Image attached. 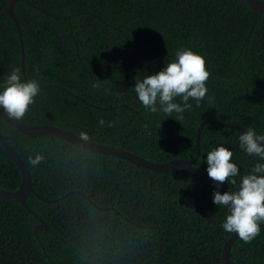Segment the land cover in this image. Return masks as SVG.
<instances>
[{
	"label": "trees",
	"instance_id": "trees-1",
	"mask_svg": "<svg viewBox=\"0 0 264 264\" xmlns=\"http://www.w3.org/2000/svg\"><path fill=\"white\" fill-rule=\"evenodd\" d=\"M7 1L0 0V11ZM31 1L59 14L85 12L68 19L22 1L14 5L27 78L43 86L19 120L59 126L157 162L196 157L197 130L213 120L203 124L196 166L206 171L207 153L221 144L233 150L242 173L257 162L239 148L243 131L220 123L264 134V15L258 14L245 42L255 21L245 0ZM181 48L206 58V97L172 117L145 110L132 88L136 79L162 69ZM20 58L16 27L2 15L0 78L14 67L22 74ZM0 131L42 197L85 194L55 202L29 194L28 204L49 227L38 230L39 239L38 220L19 202L0 198V264H224L222 248L232 234L220 226L226 209L212 203L213 191L195 175L149 170L54 135L23 133L1 117ZM38 153L43 160L34 166ZM20 180L0 147V186L15 190ZM232 187L223 185L225 191ZM261 228L251 243L234 242L235 264H264Z\"/></svg>",
	"mask_w": 264,
	"mask_h": 264
},
{
	"label": "clouds",
	"instance_id": "clouds-1",
	"mask_svg": "<svg viewBox=\"0 0 264 264\" xmlns=\"http://www.w3.org/2000/svg\"><path fill=\"white\" fill-rule=\"evenodd\" d=\"M146 73L143 78L136 79L132 88L145 110L152 113L162 111L172 117L173 113L190 110L191 100L199 104L208 93L206 82L210 72L206 58L192 48L178 49L175 58L162 69ZM40 95L39 80H25L19 67L0 78V107L15 119H22ZM177 98L182 103L177 102ZM99 123L103 125L105 121L101 118ZM238 139L243 152L258 158L247 173L241 172L232 159L233 150L223 144L210 150L205 160L208 177L217 185L212 203L226 209L220 226L224 232L237 234L247 244L261 234L264 224V134L248 128ZM42 160L43 156L38 153L31 158V163L35 166ZM225 183L233 187L219 190Z\"/></svg>",
	"mask_w": 264,
	"mask_h": 264
},
{
	"label": "water",
	"instance_id": "water-1",
	"mask_svg": "<svg viewBox=\"0 0 264 264\" xmlns=\"http://www.w3.org/2000/svg\"><path fill=\"white\" fill-rule=\"evenodd\" d=\"M22 1L31 7L45 13L51 16H56L60 18H70L71 16L75 14H82L85 11H80L75 14H59L53 11H50L42 6H39L35 4L31 0H8L4 8L0 11V17L2 15H7L9 18L13 21L17 33H18V38L20 42V64H21V69H22V75L25 80H28L27 75H26V69H25V48H24V39H23V32L21 29V25L19 23L18 18L16 17L14 13V5L18 2ZM250 7L252 8L255 16V21L245 39V42L249 41L251 33L255 27L256 20L258 14L264 15V0H245ZM235 62V60H234ZM233 62V63H234ZM46 86H57L60 87L59 85H46ZM43 87V86H40ZM77 98L81 99L83 102L89 105H94L87 101L86 99L80 97L79 95H76ZM95 106V105H94ZM97 106V105H96ZM0 117L4 119L11 127L15 128L16 130L23 132V133H29V134H50L54 135L57 137H60L67 142L78 146L80 148L97 152V153H102L106 155H111V156H116L118 158L127 160L130 163H133L137 166L149 169V170H155V171H172L175 173H178L180 171H185L188 172L192 175H195L199 179H201L212 191L217 188L216 182L211 180L210 177H208L207 171L201 169L200 167L195 165V162L200 154V149H199V140H200V133L203 128V124L206 121H213V120H205L203 121L198 130H197V136H196V145H197V156L194 158H183V159H171L169 161L165 162H157L153 161L150 159H147L143 156H140L138 154H135L129 150H126L124 148L111 145V144H106V143H99L95 141H91L85 138H82L78 136L77 134L64 129L59 126L55 125H50V124H29L26 122H23L19 119H15L11 116L8 115V113L0 107ZM218 121V120H217ZM220 122V121H219ZM220 123L225 124L226 126H229L231 128L240 130V131H245L247 128L241 127L236 124L232 123H227L221 121ZM0 147L5 151V153L14 161L16 166L18 167L20 173H21V180L19 183V186L15 190H9L4 187L0 186V198L9 200V201H17L19 202L29 213H31L37 220L38 223L34 225V233L36 237L38 238V230H48L49 227L47 225V222L42 218L37 211H35L27 202V197L29 194H34L38 196L40 199L47 201V202H55L58 200H61L65 197H67L70 194L76 193V194H85L81 192L80 190H72L67 192L66 194L62 195L59 198L56 199H47L45 197H42L34 188L33 185V179H32V173L22 158V156L19 154V152L15 149V147L11 144V142L2 134L0 131ZM219 190L225 191L222 188ZM89 199V198H88ZM91 201V200H90ZM93 203V201H91ZM238 235L232 233L227 240L225 241L223 248H222V261L224 264H235L231 258H230V250L234 244V242L238 239Z\"/></svg>",
	"mask_w": 264,
	"mask_h": 264
},
{
	"label": "flooded vegetation",
	"instance_id": "flooded-vegetation-1",
	"mask_svg": "<svg viewBox=\"0 0 264 264\" xmlns=\"http://www.w3.org/2000/svg\"><path fill=\"white\" fill-rule=\"evenodd\" d=\"M37 239H39V238H37Z\"/></svg>",
	"mask_w": 264,
	"mask_h": 264
}]
</instances>
